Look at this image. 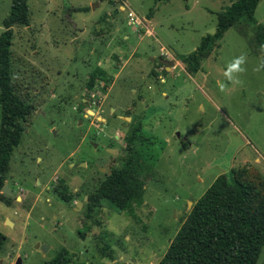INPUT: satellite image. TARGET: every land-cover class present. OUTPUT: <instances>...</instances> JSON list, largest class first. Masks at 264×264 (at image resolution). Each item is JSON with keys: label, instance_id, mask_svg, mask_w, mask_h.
<instances>
[{"label": "rangeland", "instance_id": "obj_1", "mask_svg": "<svg viewBox=\"0 0 264 264\" xmlns=\"http://www.w3.org/2000/svg\"><path fill=\"white\" fill-rule=\"evenodd\" d=\"M233 1L29 0L10 49L18 91L38 106L4 180L14 195L1 192L0 264H45L62 247L72 264H157L216 176L244 164L264 176L255 25L226 30L194 74L182 59ZM10 5L0 0V32ZM129 9L140 24L128 23ZM254 16L264 25V0ZM241 53L247 71L232 84L222 72ZM127 160L144 180L142 203L118 211L105 201L87 217L84 197Z\"/></svg>", "mask_w": 264, "mask_h": 264}, {"label": "trees", "instance_id": "obj_2", "mask_svg": "<svg viewBox=\"0 0 264 264\" xmlns=\"http://www.w3.org/2000/svg\"><path fill=\"white\" fill-rule=\"evenodd\" d=\"M258 2L234 0L221 10L215 32L202 36L197 47L182 56L187 72L196 73L212 45L240 20L254 24L257 45L264 44V25L254 16ZM29 19V0H11L0 32V197L13 150L38 106L37 101L18 91L10 49L13 25H27ZM138 168L127 160L104 175L87 193V217L105 201L118 211H131L140 205L144 180ZM61 196L69 201L73 194ZM4 241L0 232V248ZM263 246L264 176L255 166L244 164L215 177L193 203L157 264H259ZM45 264H72L69 250L60 248Z\"/></svg>", "mask_w": 264, "mask_h": 264}, {"label": "clouds", "instance_id": "obj_3", "mask_svg": "<svg viewBox=\"0 0 264 264\" xmlns=\"http://www.w3.org/2000/svg\"><path fill=\"white\" fill-rule=\"evenodd\" d=\"M259 62L253 68L254 72L264 71V44L259 46ZM248 56L246 53H241L238 56L233 57L226 65L225 70L222 72L224 79L232 84H240L241 74L247 71ZM220 91L226 90V85L222 82L218 83Z\"/></svg>", "mask_w": 264, "mask_h": 264}, {"label": "water", "instance_id": "obj_4", "mask_svg": "<svg viewBox=\"0 0 264 264\" xmlns=\"http://www.w3.org/2000/svg\"><path fill=\"white\" fill-rule=\"evenodd\" d=\"M160 1H164V0H160ZM152 59H154V58L152 57ZM158 60L160 62L168 64V65H173L174 64V62L172 60H167L165 58H158ZM1 192L3 194L9 195V196H13L14 195L13 192L9 189V187L7 185H3L2 189H1ZM84 199L87 200V196H85ZM78 203L82 204V202H78ZM16 264H19V260L17 261Z\"/></svg>", "mask_w": 264, "mask_h": 264}, {"label": "flooded vegetation", "instance_id": "obj_5", "mask_svg": "<svg viewBox=\"0 0 264 264\" xmlns=\"http://www.w3.org/2000/svg\"><path fill=\"white\" fill-rule=\"evenodd\" d=\"M159 58H162V57H159ZM158 59V58H157ZM166 59V58H165ZM167 60H169V59H167ZM159 61V60H158ZM173 61V60H172ZM160 62V61H159ZM174 62V61H173ZM165 64V63H164ZM167 66H170V65H168V64H166ZM96 137V136H95ZM105 138L107 137L106 135L104 136ZM114 137V136H113ZM113 137H109L108 139L106 138V142L108 143V144H111V143H113ZM92 143V146L94 147V149H97V148H100L99 146H100V144H99V142H97V141H93V142H91ZM103 146V145H102ZM103 149L105 150V151H107V152H111V151H116L117 152V148L115 147H111V148H109V147H103ZM98 170H100V167L98 166ZM114 168V167H113ZM112 169V168H111ZM107 173H105V175H106ZM100 180V179H99Z\"/></svg>", "mask_w": 264, "mask_h": 264}, {"label": "built area", "instance_id": "obj_6", "mask_svg": "<svg viewBox=\"0 0 264 264\" xmlns=\"http://www.w3.org/2000/svg\"><path fill=\"white\" fill-rule=\"evenodd\" d=\"M127 17H128V23L129 24H133L135 26L138 25V24H140L139 18L134 14V12L131 9H129L127 11Z\"/></svg>", "mask_w": 264, "mask_h": 264}, {"label": "crops", "instance_id": "obj_7", "mask_svg": "<svg viewBox=\"0 0 264 264\" xmlns=\"http://www.w3.org/2000/svg\"><path fill=\"white\" fill-rule=\"evenodd\" d=\"M154 58V57H153ZM151 60H153L152 58H151Z\"/></svg>", "mask_w": 264, "mask_h": 264}, {"label": "bare ground", "instance_id": "obj_8", "mask_svg": "<svg viewBox=\"0 0 264 264\" xmlns=\"http://www.w3.org/2000/svg\"><path fill=\"white\" fill-rule=\"evenodd\" d=\"M10 222V221H9Z\"/></svg>", "mask_w": 264, "mask_h": 264}]
</instances>
